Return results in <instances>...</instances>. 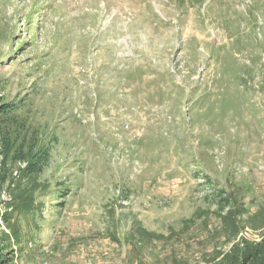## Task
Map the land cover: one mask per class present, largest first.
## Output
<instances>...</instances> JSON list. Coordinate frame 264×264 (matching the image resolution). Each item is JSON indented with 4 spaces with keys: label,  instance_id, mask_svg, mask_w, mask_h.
<instances>
[{
    "label": "rangeland",
    "instance_id": "obj_1",
    "mask_svg": "<svg viewBox=\"0 0 264 264\" xmlns=\"http://www.w3.org/2000/svg\"><path fill=\"white\" fill-rule=\"evenodd\" d=\"M9 104L0 263L264 261V0H0Z\"/></svg>",
    "mask_w": 264,
    "mask_h": 264
},
{
    "label": "trees",
    "instance_id": "obj_2",
    "mask_svg": "<svg viewBox=\"0 0 264 264\" xmlns=\"http://www.w3.org/2000/svg\"><path fill=\"white\" fill-rule=\"evenodd\" d=\"M15 110L16 107L11 104L5 105L0 112V116H10ZM25 147V145H21L20 148H16L13 143L6 142V158L8 159L11 155H14L16 160L27 161L28 165L26 171L31 175L42 173L50 160V148L48 146H42L39 149L30 148L28 151H25ZM12 261L13 260L11 259L10 255L7 254L2 258V262L0 264H11ZM260 264H264V261Z\"/></svg>",
    "mask_w": 264,
    "mask_h": 264
},
{
    "label": "bare ground",
    "instance_id": "obj_3",
    "mask_svg": "<svg viewBox=\"0 0 264 264\" xmlns=\"http://www.w3.org/2000/svg\"><path fill=\"white\" fill-rule=\"evenodd\" d=\"M249 232V231H248ZM260 239V238H259Z\"/></svg>",
    "mask_w": 264,
    "mask_h": 264
}]
</instances>
